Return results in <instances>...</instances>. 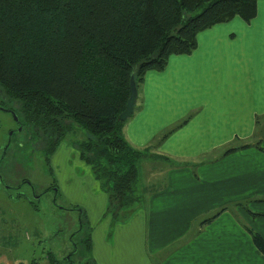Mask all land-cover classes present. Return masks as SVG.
<instances>
[{"label": "crops", "instance_id": "0c3cea01", "mask_svg": "<svg viewBox=\"0 0 264 264\" xmlns=\"http://www.w3.org/2000/svg\"><path fill=\"white\" fill-rule=\"evenodd\" d=\"M137 104L123 134L148 149L138 200L127 224L110 228L99 244L103 224L85 211L87 264H264L246 229L264 238V130L255 134L256 116L264 115V0L251 21L214 25L191 53L147 71Z\"/></svg>", "mask_w": 264, "mask_h": 264}, {"label": "trees", "instance_id": "16d2710c", "mask_svg": "<svg viewBox=\"0 0 264 264\" xmlns=\"http://www.w3.org/2000/svg\"><path fill=\"white\" fill-rule=\"evenodd\" d=\"M257 1L0 0V110L16 114L27 144L41 141L48 164L68 141L109 193L108 209L131 208L138 200L140 163L148 156V149H136L126 140L128 119L119 118L130 97L131 77L139 90L147 71H161L170 56L195 50L202 31L234 17L251 21ZM138 109L136 102L133 114ZM11 142L12 136L7 148ZM247 146H231L224 153ZM255 146L261 148L260 140ZM246 229L264 254V238ZM83 244L90 251L89 233ZM47 259L58 264L51 252Z\"/></svg>", "mask_w": 264, "mask_h": 264}, {"label": "rangeland", "instance_id": "374dc122", "mask_svg": "<svg viewBox=\"0 0 264 264\" xmlns=\"http://www.w3.org/2000/svg\"><path fill=\"white\" fill-rule=\"evenodd\" d=\"M11 105L17 108L16 103ZM258 116H262L258 118L260 124L255 125L259 138L264 130V115H257L256 121ZM27 135L19 131L10 113L0 110V264L42 263L49 252L59 264H87L91 254L83 244L89 232L85 211L93 224H103L97 233L99 244L104 235L109 238L110 228L112 234L122 223L127 224L131 208L119 213L108 209L109 193L68 141L60 144L48 164L41 141L35 139L27 144ZM24 179L28 182L22 183ZM17 193L22 197L16 198ZM82 212L84 227L79 231ZM100 214L106 216L101 220Z\"/></svg>", "mask_w": 264, "mask_h": 264}, {"label": "water", "instance_id": "95a60500", "mask_svg": "<svg viewBox=\"0 0 264 264\" xmlns=\"http://www.w3.org/2000/svg\"><path fill=\"white\" fill-rule=\"evenodd\" d=\"M129 87H130V97H129V100L127 102V105H126L125 110L119 115V118H120L121 121H126L127 119H129L132 116V114L134 112V106H135V104L137 102L138 89H137V85H136L134 76H132L131 79H130V85H129ZM2 109H4V108H2ZM10 112L13 115L14 120L16 122H19V119L16 116V114L13 111H10ZM21 130H22V126L20 125L19 126V131H21Z\"/></svg>", "mask_w": 264, "mask_h": 264}]
</instances>
